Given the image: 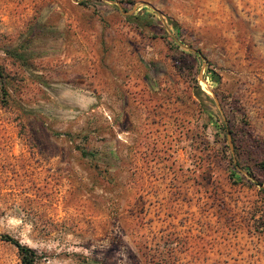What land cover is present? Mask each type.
I'll list each match as a JSON object with an SVG mask.
<instances>
[{
	"label": "rangeland",
	"instance_id": "obj_1",
	"mask_svg": "<svg viewBox=\"0 0 264 264\" xmlns=\"http://www.w3.org/2000/svg\"><path fill=\"white\" fill-rule=\"evenodd\" d=\"M0 74V264H264V0H0Z\"/></svg>",
	"mask_w": 264,
	"mask_h": 264
},
{
	"label": "trees",
	"instance_id": "obj_2",
	"mask_svg": "<svg viewBox=\"0 0 264 264\" xmlns=\"http://www.w3.org/2000/svg\"><path fill=\"white\" fill-rule=\"evenodd\" d=\"M125 17L129 21H131V20L135 21L136 22L135 24L138 26L147 27V26H150L152 23V15H150L149 13H143L141 16L138 15L137 13H134V14L125 15ZM169 23L171 24V26L174 25V23H172L170 20H169ZM209 74H210L212 81L217 83V81H218L217 75H215V73L213 71H210ZM0 77H1V74H0ZM81 153H83V151H81ZM233 154H234V152H233ZM261 164H262V168L264 169V162H262ZM233 166H234L233 169H237L236 163H233ZM263 203H264V200H263ZM1 238L4 241L13 245V247L16 249V253H17V256L19 259V264H33L34 263V260L36 258V253H35L34 249L27 246L26 244L20 243L17 239H15L9 235L3 234V235H1Z\"/></svg>",
	"mask_w": 264,
	"mask_h": 264
}]
</instances>
